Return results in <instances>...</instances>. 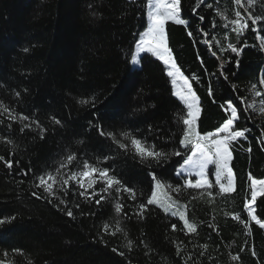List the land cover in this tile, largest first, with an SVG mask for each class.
<instances>
[{
  "label": "trees",
  "instance_id": "16d2710c",
  "mask_svg": "<svg viewBox=\"0 0 264 264\" xmlns=\"http://www.w3.org/2000/svg\"><path fill=\"white\" fill-rule=\"evenodd\" d=\"M147 1L0 0V102L8 109L0 107V155L13 161L12 169L0 161V219L15 217L0 224V260L13 264H264V229L250 221L244 209L246 199H251L248 173L264 178V148L259 144L264 113L254 106L246 108L264 98L251 90L256 84V91L264 93L259 83L264 77V50L257 38H264V22L256 31L249 22V29L237 38L230 25L224 27L228 21L217 15L219 9L228 20L234 19L233 0H204L196 11H192L196 0H181L188 27L166 25L168 46L200 98L198 130L203 133L219 127L227 118L220 105L228 100L240 115L235 127L248 129L246 138L230 146L234 192H219L213 166L208 169L214 184L212 197L206 192L201 197L203 190L198 189L168 190L173 199L188 205L187 218L197 226L196 233H188L178 216L158 205H148L143 218L136 215L137 206L151 195V173L173 187L183 185L176 170L186 151L179 144L183 125L178 120L186 108L173 95L165 66L149 53L140 55L139 64H131L138 34L146 27ZM249 10L264 16V0H256ZM201 15L204 20L199 19ZM229 42L248 46L239 56L230 50L221 52V46L226 48ZM222 61H227L224 75ZM81 100L90 102L82 104ZM10 114L29 119L12 120ZM52 117L61 123H53ZM34 121L46 129L42 136ZM25 123L32 127L21 132ZM98 125L121 140L120 134L127 132L169 156L160 164L141 160L134 152L120 149L110 137L101 136ZM174 151L182 155L172 156ZM73 153L76 159L60 168ZM84 161L108 168L110 175L135 190L136 199L113 189L101 193L106 199L98 205L99 196H80L82 189L75 181L63 188L55 185L57 196L35 187L38 176L52 172L67 178L71 172L82 171ZM21 169L31 171L24 175ZM103 186L100 182L95 188ZM59 199L67 203L59 204ZM117 201L123 205L120 213L115 211ZM255 206L257 216L264 220V197H258ZM67 208L73 210L72 217L66 215ZM117 221L124 231L113 236ZM245 222H250V230L245 229ZM129 240L131 250L126 246ZM235 255L240 259L232 260Z\"/></svg>",
  "mask_w": 264,
  "mask_h": 264
},
{
  "label": "snow or ice",
  "instance_id": "6c2138e0",
  "mask_svg": "<svg viewBox=\"0 0 264 264\" xmlns=\"http://www.w3.org/2000/svg\"><path fill=\"white\" fill-rule=\"evenodd\" d=\"M204 3V0H196V7L192 11H196V8L200 7ZM236 8L234 9V19L228 20V16L221 10L217 9V15L222 16L224 20L228 21L224 25L225 28H228L229 25L232 28V32L236 35L237 38L243 36L246 30L249 29L250 24L252 30L256 31L259 28L261 22H264V16L254 15L249 9L256 4V0H247V5H245L244 0H233ZM212 7V5H208ZM243 9V12L240 10ZM148 18L149 24L145 31L139 33V39L135 42V53L131 56V63L137 65L140 63V54L141 53H150L152 56L158 58L167 69V76L171 78V83L173 85V95L179 98L186 108V114L179 116L178 120L182 123V136L179 140V144L186 150L184 153L183 163L180 164L179 168L176 170L177 176L187 175V178L184 180L183 185H176L173 187L171 184H167L157 178L155 172L151 173L152 181H154V186L151 191V195L147 198L146 203H141L137 206L136 215L140 218H143L145 211L148 208V205H158L164 212L170 213L172 216H178L180 220L183 221V229H186L188 233H196L197 226L195 223H192L187 218V208L188 205L181 203L177 199H173L169 194L170 190L174 193H180L182 188H191L203 190L201 192V197H203L204 192L207 193L209 197L213 196L211 189L214 187V184L218 186L219 192L221 194L232 193L236 190L235 184V174L231 167V161L233 159V154L231 150V145L235 142L238 143L241 138H246L247 128L238 129L235 127L236 122L240 119V115L237 107L233 104L231 100L226 101L225 104H221L220 107L227 114V118L215 128L214 131H207L201 133L198 130V121L201 115V104L200 98L196 94L195 90L192 87V84L187 76L183 74L180 67L178 66L175 57L173 56L172 49L168 46L166 25L169 22H173L177 25H183L188 27V21L182 18V8L181 0H148ZM200 20H204V16L199 17ZM188 35L191 36L192 32L189 31ZM207 36L208 34L205 33ZM228 37L225 36V39ZM260 39V48L264 50V38L257 37ZM206 43L211 44V41H205ZM220 43V41H217ZM245 42L242 46H238L236 43L229 42L227 47L221 46L220 51L226 52L231 51L237 56L243 51V48L247 47ZM27 51V49H25ZM215 55V53H214ZM227 61H222L220 70L221 75H224L223 63ZM236 65L239 66V59L235 61ZM198 80V77H194ZM227 79V76H224ZM260 85H264V77L259 81ZM257 85L252 84L251 90L254 92V95L257 97H264V93L261 91H256ZM212 89L209 87L208 95L212 96ZM19 96V93H16ZM243 97L240 98L241 103H244ZM88 100H81L80 103H89ZM261 107L259 111L264 113V99L260 100ZM255 102L252 104H247L246 108H252ZM0 107H4L2 102H0ZM4 110L7 112L8 109L4 107ZM10 119L16 120L20 119L22 121H27L28 116H17L11 115ZM52 121L55 124H60L61 121L52 117ZM37 127L40 128V134L43 135V132L46 131L40 124L39 121H34ZM31 124H23L20 128L21 132H24L26 128H31ZM99 134L101 136L110 137L120 149L127 151H132L135 155L139 156L141 160L144 161H155L157 164H160L162 161L166 160L169 156L168 153L163 150H157L155 145H149L145 141L136 138L135 136L130 135L127 132H123L120 135L124 140L118 139L117 136L112 132H105L102 126H97ZM127 141V142H125ZM9 144L12 143L11 140L8 141ZM259 144L264 148V133L261 134L259 138ZM248 151L251 152V147L249 146ZM172 156H181L180 151H174L171 153ZM76 159L75 154H70L67 156V163H61L60 168H64L67 164H71ZM107 159V157H105ZM0 161H2L8 169H12L13 161L11 159H5L4 156L0 155ZM19 161H16V164H19ZM209 165L215 166V181L214 184L208 178V168ZM24 175H27L31 169L24 171ZM59 173V169L56 170ZM195 177V179H193ZM86 178V183H85ZM248 180L251 182V199L247 200L244 203V209L247 211L250 221H254L261 229H264V220L260 219L256 214V202L258 197H264V178H256L252 174L248 173ZM39 183L35 185L37 188H42L44 193H47L49 196H57V191L55 185L60 184L61 188L65 185H69L70 181H75L79 184L80 189L79 195L88 199L89 197L95 198L99 196V199H95L96 204H100L101 201L105 200V195L101 193H109L111 190H115L116 193L121 191L129 194V197L132 200L136 199V192L133 188L127 187L122 184V182L117 179L114 175H110V170L108 168H100L96 164H90L88 161L83 162V170L80 172H71L67 178H58L57 175L52 172H46L38 176ZM103 183V187L97 190L95 185L97 183ZM92 191L89 192L88 190ZM67 195V191L64 192ZM33 196L37 198H43L42 194L33 192ZM195 199V197H193ZM67 201L64 199H59V204H66ZM59 204L57 205L59 207ZM76 208H79L80 205L76 204ZM123 209L122 203L119 201L115 204V211L120 213ZM84 215V213H81ZM66 215L72 217L74 215L71 208L66 209ZM226 215H228L226 213ZM233 218L240 220L238 214H233ZM15 219V217H4L0 219V224L10 222ZM172 230H176V225L173 224ZM245 229L250 230V222L244 223ZM108 224L104 225V231H108ZM182 229V230H183ZM124 229L120 226L119 221L116 223L115 231L111 235H116L118 232H123ZM133 242L128 241L127 247L129 250L132 248ZM203 248H207V245H203ZM177 254H180L182 251L180 244L176 246ZM15 252H20L19 249H13ZM116 251V249H113ZM243 251V249H241ZM120 255L123 256L124 253L120 252ZM201 255H204L201 252ZM252 255L255 256V251L252 252ZM4 256L7 257L8 253L5 252ZM239 255L232 256V260H239ZM0 264H13L12 261L0 260ZM187 264V262H185Z\"/></svg>",
  "mask_w": 264,
  "mask_h": 264
},
{
  "label": "rangeland",
  "instance_id": "374dc122",
  "mask_svg": "<svg viewBox=\"0 0 264 264\" xmlns=\"http://www.w3.org/2000/svg\"><path fill=\"white\" fill-rule=\"evenodd\" d=\"M147 13H148V1H147V10H146V27H145V29H144V31L147 29V27H148V24H149V18H148V15H147ZM139 39V38H138ZM134 53H135V49H134ZM133 53V54H134ZM141 54H143V53H141ZM140 54V55H141ZM150 54V53H149ZM154 57V56H153ZM156 58V57H155ZM158 59V58H157ZM159 60V59H158ZM162 62V61H161ZM163 63V62H162ZM132 64V63H131ZM164 65V64H163ZM165 66V65H164ZM165 68H166V66H165ZM167 70V69H166ZM173 86V85H172ZM173 91H174V89H173ZM178 98V97H177ZM179 99V98H178ZM262 99H264V98H262ZM260 101H257V102H255V104H254V109L257 111V112H260L259 111V108L261 107V105H260V103H259ZM261 113V112H260ZM211 166H213V169H212V172H213V174H214V176H215V166L214 165H209V168L211 167ZM208 168V169H209ZM178 169V168H177ZM208 171V170H207ZM180 177H182L184 180L187 178V175H186V173H185V175H182V176H180ZM209 178V177H208ZM193 179H195V177H193ZM87 181H86V178H85V183H86Z\"/></svg>",
  "mask_w": 264,
  "mask_h": 264
}]
</instances>
